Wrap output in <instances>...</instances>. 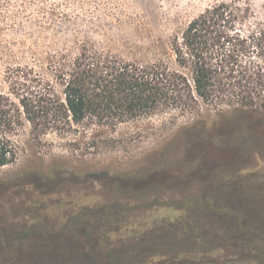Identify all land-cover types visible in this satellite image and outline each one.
<instances>
[{
	"label": "rangeland",
	"instance_id": "obj_1",
	"mask_svg": "<svg viewBox=\"0 0 264 264\" xmlns=\"http://www.w3.org/2000/svg\"><path fill=\"white\" fill-rule=\"evenodd\" d=\"M219 2L249 8L242 34L264 27V0H7L0 89L8 68L40 71L84 45L174 69L173 38ZM244 59L264 66V49ZM194 120L172 111L40 144L16 135L17 159L0 167V264H264V144L186 149L178 132Z\"/></svg>",
	"mask_w": 264,
	"mask_h": 264
},
{
	"label": "trees",
	"instance_id": "obj_2",
	"mask_svg": "<svg viewBox=\"0 0 264 264\" xmlns=\"http://www.w3.org/2000/svg\"><path fill=\"white\" fill-rule=\"evenodd\" d=\"M6 7L7 0H0V16ZM242 10L219 2L193 18L172 40L174 69L164 61L126 60L87 45L74 53L58 51L40 71L30 65L8 68V91L0 89V167L17 159L14 137L23 132L40 144L52 133L86 137L90 125L115 130L172 111L195 116L178 132L190 138L186 149L212 147L217 138L225 149L257 150L264 144V66L249 64L244 56L251 48L263 53L264 27L246 34L236 30L249 8ZM204 104L216 109L215 117L202 113ZM177 261L172 264H181ZM185 264L246 263L194 259Z\"/></svg>",
	"mask_w": 264,
	"mask_h": 264
}]
</instances>
